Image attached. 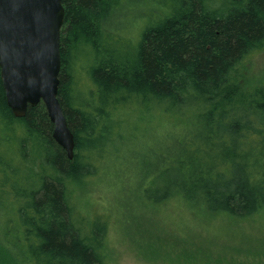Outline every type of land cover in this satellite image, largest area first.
I'll return each instance as SVG.
<instances>
[{
    "label": "trees",
    "instance_id": "obj_1",
    "mask_svg": "<svg viewBox=\"0 0 264 264\" xmlns=\"http://www.w3.org/2000/svg\"><path fill=\"white\" fill-rule=\"evenodd\" d=\"M63 6L58 97L74 158L43 103L13 113L0 69V264H111L107 219L76 201L110 163L154 203L264 212V81L245 67L264 49V0Z\"/></svg>",
    "mask_w": 264,
    "mask_h": 264
},
{
    "label": "rangeland",
    "instance_id": "obj_2",
    "mask_svg": "<svg viewBox=\"0 0 264 264\" xmlns=\"http://www.w3.org/2000/svg\"><path fill=\"white\" fill-rule=\"evenodd\" d=\"M245 67L256 83L264 81V49ZM130 154L138 165V151ZM105 167L76 201L85 214L107 219L111 264H264V212L237 219L210 216L181 199L154 203L121 162Z\"/></svg>",
    "mask_w": 264,
    "mask_h": 264
},
{
    "label": "water",
    "instance_id": "obj_3",
    "mask_svg": "<svg viewBox=\"0 0 264 264\" xmlns=\"http://www.w3.org/2000/svg\"><path fill=\"white\" fill-rule=\"evenodd\" d=\"M64 0H0V69L8 106L17 117L43 103L53 139L74 158L75 139L60 103Z\"/></svg>",
    "mask_w": 264,
    "mask_h": 264
}]
</instances>
